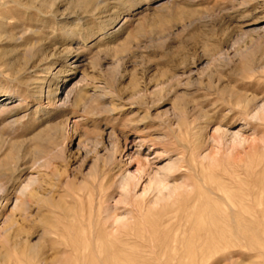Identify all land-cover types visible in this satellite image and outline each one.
I'll return each instance as SVG.
<instances>
[{
    "label": "rangeland",
    "instance_id": "rangeland-1",
    "mask_svg": "<svg viewBox=\"0 0 264 264\" xmlns=\"http://www.w3.org/2000/svg\"><path fill=\"white\" fill-rule=\"evenodd\" d=\"M69 88L72 102L60 106ZM245 97L264 102V0H0V264H264V154L256 151L264 123L238 113ZM198 113L207 114L199 125L208 139L220 123L230 132L243 125L248 143L238 155L248 173L226 156L218 168L201 165L203 149L189 150L175 182L201 181L192 178L180 202L135 213L118 239L100 230L91 243L101 250H55L73 242L54 231L68 225L70 204L87 217L101 169L134 173L147 161L152 173L180 154L171 143L190 140ZM32 178V191L19 194ZM141 181L138 192L147 176ZM212 198L220 217L196 218ZM229 202L239 218L224 217Z\"/></svg>",
    "mask_w": 264,
    "mask_h": 264
},
{
    "label": "bare ground",
    "instance_id": "bare-ground-1",
    "mask_svg": "<svg viewBox=\"0 0 264 264\" xmlns=\"http://www.w3.org/2000/svg\"><path fill=\"white\" fill-rule=\"evenodd\" d=\"M65 92L66 93H64L63 96L59 99L61 101L59 103L60 106L68 104L71 101V95L70 94L72 92H75V91L70 89V90H67ZM50 93H52V91L48 92L49 95H50ZM78 100H80V98ZM223 100L225 102V99H223ZM259 102H261V101H259ZM259 102L245 97L242 100H238L235 103H236V105H238L240 107L238 110V113H240V115L242 114L243 116H245L246 117L245 119H249V120H252L255 122L264 123V102H262V103H259ZM190 103H192V102H190ZM0 108L2 109V106H0ZM220 110H223V109L217 107V108L213 109V112L218 113V112H220ZM205 116H207V114L201 115L200 113H198L193 118V120L191 122H189L190 124H189V128L187 130V134L190 135V140L188 138L183 139V138H179L177 136V140L175 142L171 143L172 145L175 146V148L180 149V152H179L180 154L174 159H172L173 157L172 158L170 157L171 159L169 161H167V163L165 165H163L160 168L158 167L157 170L154 169V171H152V173H150L151 171L149 173L147 172L146 167L151 166L150 165L151 163L149 164V162H147V161H146V163L142 162L141 163V166H142L141 170L137 171V172L134 171V173L133 172H126V171L115 173V172H112L114 168H109V169L103 168V169H101L100 172H98L93 179V184L94 185L99 184V188L97 190L98 192H97L96 196L91 198V202L89 203V210L87 213V217H86V214L83 212L80 214V216L74 215V212H72V211H74L75 207L70 204L67 207V210L69 211V213H66V216H67L66 218H68V225H65L62 231H54V233L60 237H63L66 234L67 237H70L73 239V242L67 243V244L64 243L65 246L63 248L55 247V250H57L58 252H60L62 254L77 253L80 251H87V250H91V251H95L98 249L101 250L100 248L103 247L104 244L102 246H100L101 244L97 245L96 243L95 244L91 243V239L98 240L100 230H104L111 239H114V240L118 239L120 234H122V232L124 230L129 228L130 225L132 224V222L135 221V219L137 217L136 215H134L135 213L141 212L143 209H146L149 207L156 209L157 207L162 208L164 206H170L172 204H177L178 202H180V200L182 198H185L195 188L190 182L191 179L193 178L194 180H198V181L200 180L201 181V179L199 178V175H192V177H190V178L183 177L180 179L179 182H175L176 179L178 180L177 173L181 172V170L185 167L184 163L188 162V159L185 155V152H187L189 150H191V151H199V149L207 150V151H205V153H203V150H202L201 152H198L196 155V158H198L197 162L201 165L206 164V165L218 168L219 166H221V163L223 162L222 161L223 156H226L227 160H224V161L227 164L232 162L231 161V159H232L234 161V166H236L237 171L248 173L249 170L247 167L245 168V170L241 167V165L239 163L241 158H239V155H238L239 149L244 148L245 144L248 143V139L241 132L243 129V125H239V128L237 127L238 128L237 130H235V131L233 130L230 132L227 127H225V126L223 127V125L220 123L215 127L213 134L208 139V138L203 136L202 127H201V125H199V123H200L199 121ZM232 116H233V112L230 109V113L226 114V118H228V120H229V117L231 119ZM174 119H177L176 125H180V123H179L180 119L179 118H174ZM185 122L186 121H184V123ZM179 132H180V130H179ZM262 142L263 143L259 146V148L256 151H259L261 154H264V139L262 140ZM152 148H153V146L149 147L150 150ZM153 149H155V148H153ZM162 154H164V153H162ZM166 154H164L163 156H165ZM146 160H147V158H146ZM138 163H140V162H138ZM186 165H187V167L193 169L194 172H197L196 166H192L190 164H186ZM193 165H194V163H193ZM148 169L152 170L150 168H148ZM250 170H251V168H250ZM144 175L147 176V183L144 186V188L142 189V191L138 192L137 188H138L139 184L142 182L141 180L144 178ZM219 176H221L223 178H226V177H229L230 179L232 178L231 174L228 171L227 172L223 171ZM200 177H201V175H200ZM104 181H105V183H104ZM35 182H36L35 179H33V178L30 179L26 183V185L23 187V189L21 191H19V194L23 195L25 193V191H27V190L32 191L31 186ZM111 187H115L119 191L118 192L119 197L115 200H114V197L111 195V193L108 192V190ZM206 190L210 196L213 195L214 197L217 198V200L218 199H224V200L226 199L227 202L229 201V198L226 197L225 195H223V193H222V195H223L222 197L219 196L220 194L218 195V193H217L218 189L207 188ZM229 193H231V192H229ZM253 193H255V192H253ZM6 194H7V189L0 187V207H2L3 201L7 200L5 198ZM226 195H228V193ZM242 195L244 196V194H242ZM245 197H247V196H245ZM245 197H241V198L243 199ZM254 197H256V196H254ZM16 199L18 200V197ZM214 199L215 198H212L209 201L207 200L206 203L208 204L207 206L210 207V209L205 208L204 210L202 209L200 212H197L195 214L196 218H205L208 220L215 221V220H217L218 217H220V215L222 214V213H220L221 212L220 208H219V210H220L219 212L216 209H211V206H213V207L217 206V205H215L216 203H215ZM248 199H250V198H248ZM253 200H255V199H253ZM253 200H252V202H253ZM112 201H114V202H112ZM245 201H247V200L245 199ZM216 202H218V201H216ZM230 202H231V200H230ZM230 202L228 203V209H229L228 213L223 214V215H224V217H229L228 220H234L237 215L234 214L232 204ZM14 206L16 207L17 204L15 203ZM220 206L223 207V204ZM94 211L96 212V220L95 221H93V214H94L93 212ZM193 218H195V217H193ZM73 220H75V222ZM215 223H218V222H215ZM210 225H211V222H210ZM52 227H50V228H52ZM48 230H45V234L51 233V231L50 230L48 231ZM213 231H215V228ZM213 231L211 232V235H210L211 238L214 237ZM190 233H191V231H190ZM216 235H217V233H216ZM202 237H204V236H202ZM125 239L130 240L131 239L130 235L129 236L126 235ZM118 242H120V241H118ZM123 243H124V241H123ZM202 243H205V242H202ZM212 245H213V243H212ZM117 246H120V245H117ZM108 247L111 250L116 249V246L114 244L113 245L110 244ZM210 247H213V246H210ZM100 253H102V251H100ZM117 257H119V256H117ZM106 259H108V258H106ZM62 263L67 264V261H64ZM77 264H79V263H77ZM80 264H94V263H91L90 261H82V262H80ZM96 264H112V263H109L105 260H99L98 262H96Z\"/></svg>",
    "mask_w": 264,
    "mask_h": 264
}]
</instances>
